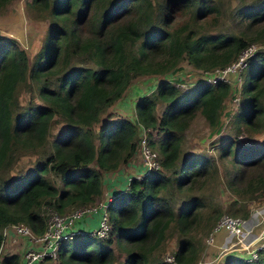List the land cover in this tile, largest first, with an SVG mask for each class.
I'll return each instance as SVG.
<instances>
[{"label": "trees", "instance_id": "obj_1", "mask_svg": "<svg viewBox=\"0 0 264 264\" xmlns=\"http://www.w3.org/2000/svg\"><path fill=\"white\" fill-rule=\"evenodd\" d=\"M9 1L0 0V8ZM27 4L49 17L50 23L31 61L14 37L0 35V245L3 228L12 222H26L41 233L46 225L43 206L64 212L94 202L102 192V170H113L133 157L140 136L147 131L149 144L157 143L162 168L133 176L126 189L109 200L112 227L107 237L85 232L75 236L72 247L67 243L71 239L61 241L58 264H111L115 246L123 248L121 264H172L159 251L172 224L184 233L172 253L176 264H195L202 238L185 234L204 203L193 195L174 208L163 191L169 184L180 188L218 170L214 157L206 153L195 152L178 161L180 141L197 110L211 134L221 132L230 83L196 78L183 90L176 84L180 77H160L135 100V118L107 113L100 120L101 114L137 75L180 70L183 58L203 69L224 66L246 44L264 40V0L235 5L249 28L262 23L248 35L244 29H202L204 21L220 13L222 0H29ZM177 13L186 17L179 21ZM242 75L241 103L228 113L229 124L235 134H263L264 49L249 57ZM21 83L32 87L42 101L20 102L16 90ZM158 102L163 103L160 114ZM55 115L65 124L49 141ZM153 130L160 134L156 140L151 138ZM235 138L230 131L218 138L219 156L231 154L232 167L225 164L226 184L241 200L264 196V141L235 151ZM18 149L42 153L28 174L5 179L2 171L14 161ZM49 172L59 176L60 187ZM238 199L228 209L235 215L240 209ZM244 207L242 203L240 214L248 217L250 211ZM220 213L205 225L206 231ZM257 251L252 260L233 252L217 264H264L263 249ZM19 261L18 252L2 258L4 264Z\"/></svg>", "mask_w": 264, "mask_h": 264}, {"label": "rangeland", "instance_id": "obj_2", "mask_svg": "<svg viewBox=\"0 0 264 264\" xmlns=\"http://www.w3.org/2000/svg\"><path fill=\"white\" fill-rule=\"evenodd\" d=\"M27 1L29 0H10L6 3V5L1 6L0 8V35H7L12 36L15 38L16 42L19 44L20 47H23L27 53L29 60L31 61L34 57L35 52L38 50L41 40L43 38L44 32L47 28V25L50 23L49 17H42L39 10H37L34 6L28 5ZM248 0H222V9L220 13L213 17L209 18L208 21L203 22L202 29L210 30L212 32H237L242 31L243 29L246 31L245 33L248 35L253 33L256 29H258L262 23L256 28H249L245 22V19H240L239 15L235 10V5H240L243 2H247ZM186 17V13H177L176 18H179V21L183 20ZM210 17V16H209ZM257 42H263L260 46L264 47V40H258ZM87 64H91V62H87ZM182 69L177 71H167L165 73H152L146 72L144 74H140L135 76L132 81L129 83L128 87L125 89V92L120 96L114 103L109 105L105 112L101 114L100 120H103L107 113H111L113 117L123 116L129 118H135L134 112V102L141 94L145 92H149L150 89L155 85V82L160 77H180L183 83H180L179 86L184 88V84L192 85L196 83V78H202L203 68L194 67L191 63L188 62L186 58H183L180 61ZM215 71V68L212 69ZM239 74L236 72H228L225 77L228 79L236 78ZM243 79V75L237 79V81H231V90L232 94L229 95L225 102L222 112V130L218 133H210V128L208 123L206 122L204 116L197 110L191 119L188 121V124L183 129L181 134V141H180V153H179V160L184 159L185 157L192 155L195 152L198 153H206L208 156L212 155L217 163L218 170L215 173H206L201 175L196 181L192 182L191 184H187L186 186H182L178 188L174 184H169L167 188L164 189V195L170 199L173 203L174 208H180L186 203L187 200L190 199L191 196L196 195L198 196L204 203V205L198 206V219L191 224L188 232L185 234L188 237H200L202 238V245L200 250V255L195 262L201 263L207 259V261L211 264L214 263L215 259L213 257H221L215 262V264L222 261L223 257L226 254L237 252V253H245V248L240 245V242H236L233 245H226L221 247V245L214 242H207L206 238L209 234V230L206 231L205 225H208L212 218L216 215L218 211H221L219 216L223 212H228V209H233L236 205L234 203V199H238L237 194L227 185L225 180V164L228 165L230 168V162L228 158L231 154L227 156L220 157L219 150L220 147L219 137L225 133V131H230L234 134V150L236 148H240L242 146H249L253 143H260L264 141V133L258 135H249L247 132H237L235 134L234 128L230 126L229 122V115L233 110L237 109L240 105V101L232 100L234 96L233 93L235 91V96H238L239 86L241 84V80ZM176 81V80H175ZM190 85L187 89L190 88ZM234 87H237L234 90ZM186 89V90H187ZM18 100L22 103H26L29 99H34L38 102H41V98H39L35 90L32 87H26L23 83L19 84L18 89L16 90ZM163 108V103L158 102L156 106V111L160 114ZM228 111V112H225ZM58 116L55 115L51 119V127L50 132L47 136L48 140L50 141L59 130L64 127V122L57 118ZM136 120V119H135ZM98 122L94 124L95 129L98 127ZM147 131L145 132L146 135ZM159 133L152 131L151 138L158 139ZM148 136V134H147ZM148 138V137H147ZM155 143L149 144L151 145L152 149L157 151ZM48 143L45 145L44 149L48 150ZM44 151V150H43ZM42 151H30V150H20L14 158V161L6 167L2 171V175L5 179L13 177L14 179H19L23 175L28 174L30 171L33 170L36 161L40 158ZM159 154V153H158ZM232 154H235L234 152ZM142 156L138 150L131 159L126 161H121L120 165L122 167L121 174H127L124 177V181L122 185H124L125 181L127 180L128 175L136 173L137 167L139 163H142L141 160ZM94 164V162H93ZM95 165V164H94ZM115 172L114 170H102V177L103 175H113ZM47 175L51 178V180L57 185L61 186L62 182L58 175L53 172L47 173ZM121 185V186H122ZM106 186V185H105ZM106 189L102 190V194ZM243 190V188H242ZM100 198V197H99ZM98 199V197L96 198ZM242 203H245V207H247L250 211L248 217L242 216L240 212H242ZM240 207L239 215L241 217H245L246 219L252 217L253 219L249 220V223L255 225L253 227V231H258L261 225H264V196L253 197L250 199H238L237 207ZM244 207V208H245ZM49 207L43 206V214L46 216V210ZM71 209V208H70ZM69 210V209H68ZM207 215L209 218L206 219ZM218 216V217H219ZM85 218V216H81L78 220ZM215 219V221L218 219ZM257 223V224H256ZM82 226H86L88 224H84L82 221L80 222ZM95 224V222H93ZM91 230V229H86ZM221 234V233H220ZM7 235H5V240L3 244V248L1 253L5 252V242H7ZM184 236V233H180V229H177L174 224L168 228L167 236L160 246L159 251H161V255L165 256L168 254H172L173 251L177 248L178 242L180 237ZM75 239L69 240L68 246L72 247L74 244ZM221 242V241H220ZM22 245L21 243L13 245L11 247L12 250L20 251ZM115 259L111 264H121L124 259V251L123 248L115 246ZM58 259V258H57ZM57 259H47L41 261V263H48V264H58ZM57 260V261H54ZM35 264V263H34ZM202 264V263H201Z\"/></svg>", "mask_w": 264, "mask_h": 264}, {"label": "built area", "instance_id": "obj_3", "mask_svg": "<svg viewBox=\"0 0 264 264\" xmlns=\"http://www.w3.org/2000/svg\"><path fill=\"white\" fill-rule=\"evenodd\" d=\"M261 43L263 42H250L246 44L238 51L236 56L224 66L203 69L202 78L212 82H215L217 78L230 82L237 81V79L241 76L243 69L248 64L249 57L255 54L256 51L264 49V47L260 46ZM214 68L215 71L212 70ZM228 72H236L239 75L236 78L228 79L225 77ZM179 82L183 83L182 80H177L176 84L179 85ZM186 84L183 85L185 86L184 88H180L186 90L191 83L187 86ZM236 88L237 87H234V89ZM238 99L239 94L238 96H235L234 92L232 100L238 101ZM137 150L142 156L141 160L143 167L140 172L128 175L125 187H118L117 189H114L113 192L108 194L106 193L103 197L96 199L92 203L76 206L64 212H60L52 207L47 208L45 211L46 225L41 233L34 232L31 226L23 221L7 224L3 228L4 238L0 245V264H4L2 262V258L5 255V252L1 253V251L5 235H7L10 231H13L19 237H23L25 240V242L23 240L24 248L18 264H34L46 258L56 259L58 257L59 245L61 241L71 239L75 235L85 233L86 231L96 237L107 236L111 228L108 211L109 200L117 191L125 190L133 176L140 177L149 170L161 168L157 153L154 149H152L151 145H149L147 135H145L144 131L138 140ZM97 212L99 213V216L97 218V223L94 226H82L80 224L81 221L84 224H87L85 222V218ZM81 216H85V218L83 217L78 220ZM249 219L252 218L246 219L245 217H241L239 215L223 212L214 223L212 229L209 231L206 241L208 243L214 242L217 232L226 231L230 237L227 241L225 240L226 245H233L236 242H240V245L246 249L243 256H245L248 260L255 259L258 256L257 249L261 248L264 251V240H262L264 238V227H262L253 239L243 243L242 239L244 235L251 230L253 225L249 224ZM163 257L172 264H176L173 254H168Z\"/></svg>", "mask_w": 264, "mask_h": 264}, {"label": "crops", "instance_id": "obj_4", "mask_svg": "<svg viewBox=\"0 0 264 264\" xmlns=\"http://www.w3.org/2000/svg\"><path fill=\"white\" fill-rule=\"evenodd\" d=\"M131 159V158H130ZM129 159V160H130ZM142 163H139L138 164V167H137V172H140L142 170ZM114 170V169H113ZM122 170V167L121 166H118L115 168V172L113 175H106L102 177V190L106 189L104 191V193L101 194L98 196L99 197H103L106 193H110V192H113L114 189H116V187H121L123 181H124V177L127 175V174H121V171ZM136 173H133V174H136ZM132 175V174H130ZM126 184V181L124 183V185ZM106 185V186H105ZM123 186V185H122ZM99 216V213H94L93 215H90V216H87L85 218V222L88 224V226H94L96 223H97V218ZM93 222H95V224H93ZM255 225H252V228L249 232H247L244 237H243V243H246L247 241L253 239L255 237V235L262 229V227H264V225H261V227H259L258 231H253V227ZM221 233V234H220ZM7 242H5V251H14L11 249V247L13 245H16V244H19L21 243V245L23 246V239L22 237H19L17 236L13 231H10L7 236ZM229 234L226 232V231H219L217 232L216 234V237H215V242L219 245H221V247H223L224 245H226V241L229 239ZM226 240V241H225ZM264 240V239H263ZM221 241V242H220ZM25 242V240H24ZM222 256V255H221ZM220 254H219V257H221ZM219 257H213V259H215L214 263L218 260ZM202 264H210L207 259L204 260L203 262H201ZM201 263H197V264H201ZM36 264H48V263H41V262H38ZM212 264V263H211Z\"/></svg>", "mask_w": 264, "mask_h": 264}, {"label": "clouds", "instance_id": "obj_5", "mask_svg": "<svg viewBox=\"0 0 264 264\" xmlns=\"http://www.w3.org/2000/svg\"><path fill=\"white\" fill-rule=\"evenodd\" d=\"M230 84H231V82L230 81H228ZM235 90V89H234ZM239 90V89H238ZM235 92V91H234ZM231 94H232V90H231ZM239 98H240V95H239ZM239 100V99H238ZM162 168V167H161ZM161 168H159V169H161ZM126 185V184H125ZM125 185H123V186H121V188L122 187H125ZM118 187H116V189H117ZM120 188V187H119ZM97 198V197H96ZM96 200V199H95ZM109 211V210H108ZM232 214V213H231ZM235 215V214H234ZM219 218V217H218ZM250 218H252V217H250ZM253 219V218H252ZM109 220H110V223H111V219H110V214H109ZM250 220V219H249ZM216 222V221H215ZM254 222V221H253ZM249 224H253V223H249ZM248 224V225H249ZM257 224V223H256ZM90 227H92V226H90ZM111 227H112V223H111ZM213 227V226H212ZM212 229V228H211ZM110 230H111V228H110ZM86 232H88V231H86ZM82 234H84V233H82ZM110 234V231H109V233H108V235ZM77 235H79V234H77ZM91 235V234H90ZM107 235V236H108ZM76 236V235H75ZM75 236L74 237H72L71 238V240L73 239V238H75ZM92 236H94V235H92ZM107 236H105V237H107ZM94 237H96V236H94ZM105 237H97V238H105ZM22 239H23V237H22ZM264 239V238H263ZM262 239V240H263ZM24 240V239H23ZM23 248H24V246H22L21 247V249H20V251L18 252V251H16V250H14V251H5V255L8 253V252H18L19 253V256H20V258H21V253H22V250H23ZM58 253H59V251H58ZM243 255H244V253H243ZM58 258V257H57ZM56 258V259H57ZM47 259H51V258H46V259H43V260H47ZM43 260H40L39 262H41V261H43ZM54 261H57V260H54ZM36 264V263H35Z\"/></svg>", "mask_w": 264, "mask_h": 264}]
</instances>
